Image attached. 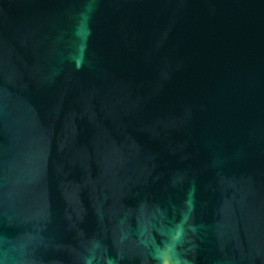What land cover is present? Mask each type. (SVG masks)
<instances>
[{"label":"water","instance_id":"1","mask_svg":"<svg viewBox=\"0 0 264 264\" xmlns=\"http://www.w3.org/2000/svg\"><path fill=\"white\" fill-rule=\"evenodd\" d=\"M0 264H264V0H0Z\"/></svg>","mask_w":264,"mask_h":264}]
</instances>
